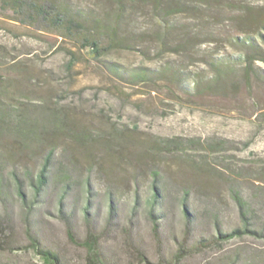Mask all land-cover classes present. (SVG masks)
I'll use <instances>...</instances> for the list:
<instances>
[{
  "label": "rangeland",
  "instance_id": "rangeland-1",
  "mask_svg": "<svg viewBox=\"0 0 264 264\" xmlns=\"http://www.w3.org/2000/svg\"><path fill=\"white\" fill-rule=\"evenodd\" d=\"M62 1L84 18L110 22L116 16L109 0ZM244 3L264 11V0ZM239 12L217 7L200 19L171 18L181 29L219 34L217 43L159 57L158 43L152 42L114 49L97 60L54 31L0 16V103L15 106L11 110L24 118L16 128L41 136L21 153L8 148L0 155L6 192L0 215L10 223L0 264H55L29 246L30 236L59 264H87L81 243L89 229L99 238L97 253L104 264H264V79L244 76L237 65L212 83L204 63L209 54L236 61L242 53L226 41V34L237 35L227 19ZM130 17L133 26L124 22L126 31L144 28L156 35L162 29L150 8ZM166 63L185 66L179 82L159 74ZM255 65L264 72V64ZM138 71L148 81L128 80ZM67 131L82 132L84 139ZM50 149L52 164L66 166L75 182L61 202L62 187L51 174L37 199L23 175L26 169L34 178ZM13 170L22 181V197ZM153 185L163 202L156 211L157 236L147 207ZM232 190L248 202L263 235L198 246L216 236L217 227L228 231L240 225ZM110 198L114 216L108 221ZM183 201L192 222L184 244ZM180 247L184 257L176 263Z\"/></svg>",
  "mask_w": 264,
  "mask_h": 264
},
{
  "label": "trees",
  "instance_id": "trees-1",
  "mask_svg": "<svg viewBox=\"0 0 264 264\" xmlns=\"http://www.w3.org/2000/svg\"><path fill=\"white\" fill-rule=\"evenodd\" d=\"M109 1L114 4L116 13V16L110 22L93 17L92 19L84 18L77 10H72L69 4L62 0H0V16L5 15L43 30L54 31L62 38H67L79 43L81 49L85 50L92 59L97 60L106 57L114 49H135L134 46L146 45L152 42L158 43L157 55H159V57L168 54H181L184 48L187 49L195 44L211 45L217 43L221 39L219 34H215L212 31L206 32L205 29L198 34L188 26L181 29L174 22H171V18L179 15L186 16L187 18L196 17L200 19L203 17L202 15L210 13L217 7L234 8L241 11V13L239 12V15L227 19V22L230 23V30L237 32V35L228 36V34H226V41L230 42L231 45H237L242 53L237 56L238 58L235 59L236 61L231 60L228 56L214 57L213 54H209V60H205L204 63L208 65L213 73L210 81L212 83L221 81L226 75H230L237 65L242 67L244 76L259 81L264 79V72L258 70L255 65L256 63L264 64V11H254L255 8L245 4V0H224V2H221L222 0ZM145 8H150L154 18L160 23L162 28L160 33L155 35L154 32H148L144 28L138 32L135 31V28L126 31L123 27L124 22H129L126 24L129 27L133 26V23H130V16L135 15L137 11H141ZM71 63L72 62H69L70 65ZM184 69V65L172 66L166 63L162 66V69L159 70V74H164L163 77L165 79L179 82L180 76L184 75L182 74L184 73ZM116 71L117 73H113L123 77L120 74L123 73L122 71L117 69ZM127 77L128 80L132 82H146L149 79L146 73L141 71L133 72ZM182 91H184V89H182ZM13 107L15 106L3 105L0 103L2 113L0 117V155H3L2 149L8 150V148L16 150L17 153H21L22 150L27 148V142L31 139L40 140L39 138L41 137L38 136L39 134L33 137L28 135L27 132L20 130L18 127L16 128V123L18 125L24 118L16 116L14 110H11ZM67 133L69 136H74L76 140L84 139V134L82 132H78L75 135H72L69 131H67ZM8 137H14L13 141L6 142L4 138L7 139ZM53 155L54 150H48L34 178L29 173V170L25 169L23 172V175L30 181L34 199H37L47 186L50 174L52 180L62 187L59 202H61L62 197L68 194L67 191L71 189V185L75 184V182L71 180L66 166H62V164H52ZM11 175L14 179L16 192L22 197V181L14 170L11 172ZM153 175L156 176L157 174L153 173ZM3 184V177L0 174V199L5 201L2 196H6ZM153 190V194L147 200V207L148 214L152 219L153 233L157 236L159 230V216L156 211L163 202L162 199H160L158 188L153 185ZM231 196L238 209L239 219L241 221L240 225L228 231H222L217 227L216 236L198 241V246L209 248L234 238H242L245 235L254 237H261L263 235V229H259L255 226L252 210L244 197L236 190H232ZM183 200L185 201L186 199ZM184 201L182 202V210L186 218V224L184 230L185 236L182 244L187 240L189 227L192 225L190 218L191 214ZM111 202L112 200L110 198L108 221L114 216V207ZM30 209L31 206L29 207V210ZM84 209L87 211V207ZM65 226L70 240L73 241L71 224L68 219L65 220ZM9 231L10 223L6 214L0 215V247H4L7 243ZM98 241V236L93 234L89 229L85 239L81 243L87 250V257L95 259L97 262L96 264H98ZM29 242V246L36 251L41 259L59 264L58 257L52 252L40 248L35 238L30 236ZM183 253V248L180 247V252L175 256L176 263L184 257Z\"/></svg>",
  "mask_w": 264,
  "mask_h": 264
},
{
  "label": "flooded vegetation",
  "instance_id": "flooded-vegetation-1",
  "mask_svg": "<svg viewBox=\"0 0 264 264\" xmlns=\"http://www.w3.org/2000/svg\"><path fill=\"white\" fill-rule=\"evenodd\" d=\"M59 260V259H58ZM96 260L95 259H91V258H88L87 259V264H96ZM98 264H104L99 258H98Z\"/></svg>",
  "mask_w": 264,
  "mask_h": 264
}]
</instances>
